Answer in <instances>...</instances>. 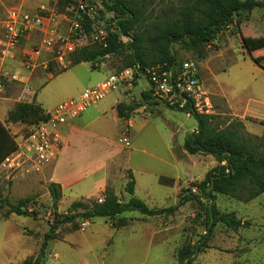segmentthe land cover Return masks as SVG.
<instances>
[{
    "label": "rangeland",
    "instance_id": "obj_1",
    "mask_svg": "<svg viewBox=\"0 0 264 264\" xmlns=\"http://www.w3.org/2000/svg\"><path fill=\"white\" fill-rule=\"evenodd\" d=\"M30 1L32 0H0V16L5 18L7 10L22 4L25 6ZM149 2L148 15L153 20L170 15L181 6V0ZM112 16L106 13L102 18L108 21ZM239 19L242 21L239 28L230 27L210 47L187 50L175 45L174 50L180 61H194L198 64L201 84L212 106L208 115L219 118V127H226L234 122L236 117L230 108L248 115L250 118L243 123V135L261 138L255 143H262L261 149L264 152V69L252 60V57H264V50L251 56L244 47V40L253 41L264 36L263 10L257 8ZM93 41V38L83 36L78 46L81 48ZM122 69V58L111 56L94 65L84 63L71 66L61 73L52 63L49 70L57 77L54 80L50 79V72L42 70L31 72L21 69L20 75L26 89L35 93L40 101L50 107L58 103V98L68 94L63 89L70 84L71 74L83 82L89 79L96 82L103 81L111 73ZM40 74L46 81L44 86L34 83V76ZM0 81L3 85L0 96H12L19 101L29 95L28 91H24L25 88L10 85L4 77H0ZM135 88L126 92L130 103L141 102L140 94L149 90V84L141 76ZM113 98L114 95L109 96L105 101ZM157 103L159 105H153V108L147 107L145 113L135 112L132 115L137 126L130 129L131 147L117 161L126 169L122 168V172L112 180L107 189L112 190L121 201L128 202L132 196L126 192L125 184L132 171L137 183L134 197L149 209H166L177 205L174 195L176 183L180 193L195 188L194 184L202 182L207 173L219 163L212 155H190L184 150L186 138L199 127L196 117L173 110L164 102ZM5 123L16 138L28 129L25 124H12L7 120ZM123 125L125 129L126 122ZM0 189L4 198L12 204L27 200L28 209L37 213L35 220L33 217L7 215V207L0 211V264L21 263L40 252L44 236L55 219L52 199L41 173L28 166L15 174L13 179L1 174ZM61 204L62 201L58 205V212ZM213 204L219 214L233 215L249 225L234 231L218 223L209 233L207 248L202 246V238L209 230L206 214L208 202L205 200L201 203L191 201L172 216L149 217L139 210L128 211L121 218L127 219L129 224L120 229L105 218L92 219L90 226L86 228L80 219H76L70 226H57L60 230L57 237L75 230L77 226L85 228L68 237L75 246L64 250L59 242H49L42 264H54L53 257L57 251L67 256L68 264H80L82 259L87 264H186L179 258L186 246H199L202 249L193 257V264H264V195L246 202L218 194L215 195ZM61 207L63 210L59 215L63 216L64 204ZM145 225L156 227L155 231L160 233L156 243L152 245L148 236L153 230H146ZM52 249L56 252H52Z\"/></svg>",
    "mask_w": 264,
    "mask_h": 264
},
{
    "label": "trees",
    "instance_id": "obj_2",
    "mask_svg": "<svg viewBox=\"0 0 264 264\" xmlns=\"http://www.w3.org/2000/svg\"><path fill=\"white\" fill-rule=\"evenodd\" d=\"M102 9V16L112 14L107 21L109 33L105 41L93 43L77 48L70 56L71 66L82 63H99L100 60L111 56L121 57L124 69L140 66L142 70L162 66L169 70L180 61L175 50V45H180L187 50H199L210 47L218 37L234 26L239 28L242 24L243 14H251L255 9L263 10L264 1L261 0H181V6L172 14L151 19L149 0H98ZM74 0H58L56 11L65 13ZM83 35L92 38L93 22L88 18L83 23ZM126 38V40H124ZM244 47L252 56L254 52L264 49V36L259 39L244 40ZM253 60L264 69V57ZM94 69H96L93 66ZM122 69V70H124ZM120 70V71H122ZM117 71V72H120ZM136 84V82H135ZM141 102L119 104L118 115L123 120L131 119L135 112L147 104V107L159 105L150 102L149 91L141 93ZM176 110L174 108H171ZM180 111L196 117L198 129L190 134L185 141L184 150L190 155H212L219 163L210 170L205 179L192 189L184 190L176 206L166 209H149L141 200L134 197L136 181L133 173H129V181L125 187L126 192L132 196L128 202H123L112 191L107 189L102 201L99 199L81 200L71 204L68 213L60 216L58 205L62 200V188L58 184L48 185L52 199L54 222L50 223V230L44 236V242L37 257H31L17 264H42L48 244L57 238L58 225H71L74 220L80 219L81 224L94 218H106L114 227L128 226L129 221L121 216L128 211L141 208V213L149 217L174 215L180 207L191 201L208 202L206 208L207 226L209 230L202 238V246L208 248L209 233L218 223H222L237 231L249 225L233 215L219 214L213 201L215 195H224L240 201H252L264 195V152L259 137L244 136L243 122L235 118L234 122L226 127H219L217 116L201 114L195 111L191 104ZM49 115L35 102H19L8 114L7 121L12 124H25L32 126L47 121ZM17 149L15 137L7 126L0 120V165ZM27 200L19 204H12L5 199L0 189V211L9 208L7 215H18L37 218V213L30 211ZM77 226L75 230H79ZM74 231V230H72ZM199 246H186L179 255L180 260L186 264H193V257L201 251Z\"/></svg>",
    "mask_w": 264,
    "mask_h": 264
},
{
    "label": "built area",
    "instance_id": "obj_3",
    "mask_svg": "<svg viewBox=\"0 0 264 264\" xmlns=\"http://www.w3.org/2000/svg\"><path fill=\"white\" fill-rule=\"evenodd\" d=\"M74 2V5L68 6L65 13H58L46 7L35 11L23 8L7 10L5 18L0 17V58H11L24 40L38 34L40 45L33 50L32 55L22 54V67L26 71H33L40 66L50 69L54 63L60 72L71 67L70 56L77 50L78 43L84 36L85 19L93 22L92 38L95 41H105L109 33L107 27H110L102 18L99 1L74 0ZM61 18L68 24L67 33H63L58 26ZM42 51L49 52L51 58L48 62L40 64L33 56L34 53L39 55ZM141 76L149 84L150 102H164L168 107L177 110L185 109L191 104L192 108L201 114L208 115L211 112V102L203 90L196 62L177 63L169 70L162 66L146 70H142L140 66L127 68L111 73L105 80L83 91L79 97L60 103L47 112L49 115L47 121L28 126L25 133L18 138L15 137L17 149L0 165V175L6 174L8 179H13L25 166L42 172L43 168L56 158L64 144L62 132L64 125L109 95L133 90L135 82H138ZM14 79L16 80L15 77ZM2 91L3 85L0 81V93ZM146 109L147 104L139 113H145ZM131 128L132 124L128 123L119 139L126 148L131 147L129 139ZM191 189L193 193H197L196 187Z\"/></svg>",
    "mask_w": 264,
    "mask_h": 264
},
{
    "label": "crops",
    "instance_id": "obj_4",
    "mask_svg": "<svg viewBox=\"0 0 264 264\" xmlns=\"http://www.w3.org/2000/svg\"><path fill=\"white\" fill-rule=\"evenodd\" d=\"M57 2L58 0H32L30 2H27L25 6L24 4H22L21 6L12 7L10 9L23 8L29 11H35L41 7H46L51 10H56ZM0 17L4 18L2 16ZM58 26L63 33H67L68 24L63 18H61V20L59 21ZM65 26L67 28H65ZM64 29H66V31H64ZM39 45L40 35L34 34L22 42L18 50L13 54L11 58H0V77H4V79L10 85H16L22 89L25 88L24 91L29 92V95L26 96V99L19 101L14 100L12 96H0V120L5 125L10 110H12L13 107L19 102L31 103L35 100V102L39 104L46 112H49L60 103L72 98L79 97L83 91L101 82H95L92 81V79H89V81L87 82H83V80H81L80 78H76L73 74H71L72 80L70 84L67 86V88L63 89V91H67L68 94L61 98H58V103H56L55 105H50V107H47L44 102L40 101V99L36 97L37 95H35V93L33 94L29 89H26L23 82L24 79L20 75L21 69L25 71V69L21 65L22 54L29 53L30 55H32L33 50L35 51V49L38 48ZM33 57L34 60L40 62L41 64L43 62H48L51 58V55L49 52L42 51L39 55L34 53ZM37 70L50 72V79L54 80L57 78L54 77L53 72H51L49 69H45L42 66L34 69L31 72H35ZM13 77H15L16 80H13ZM34 83L39 84V86H44L46 81L43 80V76L40 74L34 76ZM136 88H134V90ZM59 93H61V91H59ZM112 95H114L113 99L105 101L109 96ZM109 96L98 104L89 108L83 114L71 119L66 125L63 126L62 132L64 135V144L56 158L50 164L45 166L42 172H40L42 178L45 181V184H47V190L48 185L51 183L61 186L63 194L61 205L64 204L65 206V212L63 213V215L68 213L71 204L74 202L95 198L102 199L104 192L107 190V187L110 185L112 180H114V178L122 172V168L126 169L125 166L117 163L118 159L127 149L123 144L119 142V139L124 130L123 124L125 122L126 124H132L131 129H135L137 124L134 120H132L133 118L129 120H123L118 115L117 106L119 104H130L129 95H127V93L123 91L111 94ZM153 107L154 106H152L151 108ZM156 108H158V106ZM230 110H232L235 117L242 120L244 124L245 121L250 118L244 113L241 114L239 113V111L233 110L231 108ZM141 128H143V126ZM129 134V139H131V132H129ZM132 170L135 173V170ZM162 176L163 175H161V177ZM174 186H176L177 189L174 192V195L176 197V202L178 203L180 196L179 194L181 193L179 191V185L176 183V185ZM61 205L59 207V214H61V211L63 210ZM181 208L182 207H180L179 209ZM90 223L91 221L85 222L84 227L86 228L87 226H90ZM163 225L166 227L165 224ZM144 227L146 230H153V232L149 234L148 240L151 245L156 243V238L160 234L159 232L157 233V231H155L156 227L151 225H145ZM85 228L62 233L61 236H58L55 240H51L50 242H59L63 246V249L66 250V248L75 246V244L68 240V237L74 233L84 231ZM59 231L60 230L58 229L56 232V236ZM92 240H86V242H92ZM107 241L108 240H105V242ZM51 251L56 252L55 249H52ZM37 256L38 253H35L34 257ZM66 257L67 256H64L61 251H57L55 253V256L53 257L55 260L54 264H68V260L66 259ZM80 264H87V261L82 259L80 261Z\"/></svg>",
    "mask_w": 264,
    "mask_h": 264
},
{
    "label": "water",
    "instance_id": "obj_5",
    "mask_svg": "<svg viewBox=\"0 0 264 264\" xmlns=\"http://www.w3.org/2000/svg\"><path fill=\"white\" fill-rule=\"evenodd\" d=\"M138 210L141 211V208L139 207Z\"/></svg>",
    "mask_w": 264,
    "mask_h": 264
}]
</instances>
